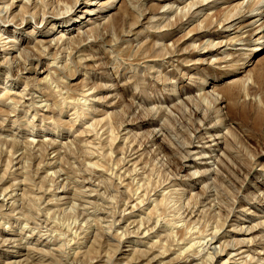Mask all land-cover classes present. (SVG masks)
<instances>
[{"label":"rangeland","instance_id":"374dc122","mask_svg":"<svg viewBox=\"0 0 264 264\" xmlns=\"http://www.w3.org/2000/svg\"><path fill=\"white\" fill-rule=\"evenodd\" d=\"M51 1L54 2L52 9L49 8ZM125 1L82 0L85 4L67 17L70 24L56 25L54 29L51 23H41L40 15L29 17L30 13L26 17L31 20L30 25L20 29L8 27L1 14L0 64L6 58L10 62L14 61L12 58L19 59V52L26 51L25 56L18 60L24 66L25 58L31 57L29 53L38 56L39 47L56 42L61 35H65L61 39L67 41L86 33L89 35L90 30L108 23ZM197 1L202 0H147L132 4L134 13H131L128 24L117 32L111 31L104 42L93 45L95 42L89 40L80 53L70 55L69 51L61 52L56 57L58 60H54L55 51H51L48 57L41 59L40 64L34 63L32 72H29L31 61L20 68L17 63L10 65L5 61L4 68L0 70V141H14L23 146L57 142L61 153L48 157L57 162L55 169H45L38 175L33 169L31 153H19V156L23 155V162L15 166L4 185L7 188L11 184H22L14 192L18 195L15 196L16 201L8 200V208L4 212L0 210V241L10 243L12 240V244L0 250V264L22 262L33 251H36L33 253L35 257L30 259L29 264H67L69 257L78 255L83 261L88 254L86 263L94 258L92 264H124L132 251L146 252L159 243H163L165 248L171 247L172 253L170 251L151 264H209L207 249L201 244L211 239V228L226 220L233 221L227 226L235 223L245 229L264 223V200L258 202L259 198L264 199V3H261L262 0H209L210 6L206 5L198 19L168 34L172 25L181 18V11ZM43 2L36 13L51 9L59 14L63 13L65 6L72 4V0ZM242 2L247 6L244 9L246 13L253 14H241L242 17L233 23L231 29H213L212 33L199 35L196 31L191 33L209 14H214V18L221 22L233 21V17L241 12L236 5ZM111 3L114 6L111 7ZM17 4L20 5L19 2ZM3 6L0 2L1 9ZM164 13L167 14L162 15ZM142 14H145L142 25L126 37L132 23ZM78 17L81 18L73 21ZM205 23L209 26L208 21ZM230 25L228 23L226 27ZM189 33L191 35L188 36ZM210 42L218 45V50L195 53L201 47L202 50L207 48ZM5 45L7 49L10 47L8 55L4 53ZM253 47L257 51H251ZM175 51L177 56L173 57ZM183 51L186 52L182 54ZM139 54L143 55L141 59H137ZM232 86L242 92L238 100L224 99L219 104L211 102L214 108L200 100L205 93L224 96ZM101 87H108L109 91L107 88L100 90ZM196 109L209 119L215 117L220 109L224 118L206 121L194 115ZM115 117L117 120L112 121ZM128 117L147 120L144 125L131 126L129 131L132 132L127 136L131 140L136 138L134 144L144 150L140 147L139 154L129 159L132 162L117 174L116 168L123 166L118 163L123 157L125 144L118 141L113 144L111 137L109 143L106 138L111 134L107 127L94 132V125L104 119L103 123H108L111 129ZM221 120L224 123L230 120L235 133V139L228 147V157H223L220 151L222 137L228 135V129L218 127L196 134L200 125L211 128L212 124ZM129 131L121 133L120 137H126L124 135ZM104 132L108 134L103 136ZM195 136H201L194 145L198 148L189 149L188 144ZM153 138L154 141L148 144ZM215 138L219 141L210 143ZM100 142H104V148L99 145ZM6 150L0 144V155ZM26 150L31 152L30 148ZM189 150L195 155L187 157ZM143 153L144 156L140 157ZM173 157L180 162L190 161L187 164L190 168L179 170L169 160ZM6 159L0 157V177L3 176L2 160ZM220 159L224 165L219 164ZM135 162H138V172L124 175ZM94 163L99 166H94ZM60 170L68 172L63 176L66 180L62 178L63 182L61 179V182L58 181V196H66L69 200L56 202L58 197L52 190L46 193L49 196L46 200L41 199L40 192L56 187L49 181L48 173L54 176L53 173ZM115 173L129 176L123 187L118 185ZM190 175H195L194 182H189ZM89 177H96L95 185L101 187L84 183L83 178ZM62 185L68 186L65 192H62ZM204 190H209L210 198L205 202L206 207L200 208L202 218H195L196 221L192 220L195 224L189 225L190 219H185L186 210L193 206V199L204 195ZM60 191L67 195H62ZM49 200H53L50 206ZM132 200L135 211L130 209L123 213L125 204H131ZM3 201L1 196L0 205L5 204ZM13 204L14 210L10 209ZM239 211H244L241 217L237 214ZM124 214V221L120 224L119 216ZM215 214L211 219L210 215ZM133 222L137 224L134 228L136 232L139 231L137 228L141 229L140 234L135 235L139 238L127 237L119 244L118 237ZM140 224L145 229L138 227ZM45 226H49L48 230ZM227 226L226 231L231 230ZM105 232L112 239L100 249L97 243ZM224 234L221 235L222 243L226 240L236 243L246 238L236 232ZM250 237L264 243V230H258ZM18 244L20 249L13 248ZM117 247L122 251L116 253ZM157 250L158 254L162 252ZM181 251L185 252L179 255ZM263 251V247L254 248L256 255L263 254ZM47 253L54 256L53 259L44 257ZM183 255H187L185 260L177 261L184 258ZM141 264L149 263L145 261Z\"/></svg>","mask_w":264,"mask_h":264},{"label":"bare ground","instance_id":"6f19581e","mask_svg":"<svg viewBox=\"0 0 264 264\" xmlns=\"http://www.w3.org/2000/svg\"><path fill=\"white\" fill-rule=\"evenodd\" d=\"M45 1V0H44ZM88 1V0H87ZM114 1H116V0H114ZM147 0H126L125 1V3L121 6V8H119V10L117 11V13L115 14V15H112V18H111V20L108 22V23H105L104 25H100V26H98V27H96L95 29H93V30H90L89 31V35H88V33H86L85 35H79L76 39H73V40H71L70 39V41H67V40H62L61 38H64V36L65 35H61L60 36V38H58L57 39V41L56 42H49V43H47V45H45V46H42V47H39L40 48V50H38V53L39 54H37L38 56H34V55H32L31 53H29L30 55H31V57H26L25 58V62H26V64L23 66L22 64H21V62L19 61L18 62V60L20 59V58H23V56H25V54H26V51H20L19 52V55H20V57H19V59H18V57H15V58H12L11 60H14V61H12V62H10V61H7V58H6V60H4L3 59V62L0 64V70L1 69H3L4 68V64H5V61L7 62V63H10V65H11V63H17L18 64V66H19V68L20 67H26V65H27V63L29 62V61H31V63H30V66H31V69L29 70V72H32L33 70H34V68H33V65H34V63L35 62H38L39 64H40V62H41V59H43V57L45 58V57H48V55L50 54V52L51 51H55V55H53L55 58H54V60H58L57 58H58V54H60L61 52H67L68 53V51L70 52V55H72V54H78V53H80V51H81V49L83 48V46L85 45V44H87V43H89V40H91L90 42L92 43V41H94L95 43H93V45H96L98 42H104L108 37H109V35H110V33H111V31L112 32H117L118 30H120L121 28H123L124 26H126L127 24H128V22L130 21V19H131V13H134L133 12V10H132V4H136V3H140V2H142V3H144V2H146ZM206 1H208V2H206ZM217 1V0H216ZM224 1H226V0H224ZM0 2H3V8L1 9L0 8V15L1 14H3L2 16V18H4L5 19V22L6 23H8V27H10V26H15L16 28H22L23 26H27V25H30L31 24V20H28V19H26V17L27 16H29V13H30V16L29 17H33V16H39L40 15V19H41V23H44L45 22V24H47V23H51V24H53V28L52 29H54L55 27H56V25H58V26H60V25H64V24H66V23H69L70 22V19H68L67 17H70L71 16V14H74L76 11H78L77 9L78 8H80V6H82V5H84L85 3H82V0H72V4H71V6H65L64 7V11H63V13H57L56 11H54V10H51L53 7H54V2L53 1H51V2H49L50 3V7L49 8H51L49 11H46V10H44V11H42V12H40V14H38V13H36V11H37V9H39L38 7H40L39 6V4L40 3H42L43 2V0H0ZM20 3V5H18L17 3ZM62 2V1H61ZM210 2H211V0H210ZM44 3V2H43ZM47 3V5H49L48 4V2H45V4ZM59 3H60V1H59ZM249 3V2H248ZM261 3H264V1L262 0V2ZM88 4V3H87ZM209 5L210 6V3H209V0H202V1H197L196 3H193L192 5H190V6H187V7H185V9L184 10H182L181 11V13H180V19L178 20V21H176V23L174 24V25H172V28L170 29V31L168 32V34H172V33H174L177 29H182L185 25H186V23H190V22H192L193 20H195V19H198V17H199V15H200V13H202L205 9H206V5ZM132 5V6H131ZM207 5V6H208ZM110 6V5H109ZM112 6H114V3L112 4L111 3V7ZM42 7V6H41ZM246 7L247 6H245V3L244 2H242V3H240V4H238V5H236V8H238L239 9V11H241L240 12V14L238 15V16H236V17H233V21H230V20H225V21H218V19H216V18H214V14H209V16L207 15V17H206V14L204 15L206 18H204V20L203 21H201L200 22V24L199 25H197L195 28H194V30L191 32V33H193V32H198L197 33V35H199L200 33H204V34H206V33H212V30L213 29H224L225 28V30H229V29H231L233 26H234V22L236 21V20H239V18H240V16H241V14H242V16L243 15H245V14H253V12H247L246 13V11L244 10V9H246ZM44 8V7H43ZM48 8V9H49ZM109 8V7H108ZM47 9V8H46ZM47 9V10H48ZM55 9V8H54ZM66 11V12H65ZM186 11H187V13H186ZM65 12V13H64ZM147 12V11H146ZM57 13V14H56ZM85 13H87V12H85ZM38 14V15H37ZM70 14V15H69ZM146 14V13H145ZM145 14H142L141 16L139 15L138 16V18L136 19V21L135 22H133L132 23V28H131V31H129V32H127L128 34H126V37H130L131 36V34L133 33V29H136L137 28V26H141L142 25V22H143V20H142V18L143 17H145ZM167 13H164V14H162V15H166ZM169 14V13H168ZM69 15V16H68ZM241 16V17H242ZM67 18V19H66ZM81 17H78L77 19H75V20H73V21H77V20H79ZM203 18V17H202ZM33 19H35V18H33ZM32 19V20H33ZM68 20H69V22H68ZM145 20V19H144ZM206 21H208L209 22V26H207V24L205 23ZM205 24L204 25V27H202L201 25L202 24ZM231 24L230 26H228V27H226V24ZM70 24V23H69ZM204 28H206L204 31H202ZM61 32H63V31H61ZM33 35V34H32ZM31 35V36H32ZM167 35V34H166ZM189 35H191L190 33L188 34V36ZM66 37V36H65ZM123 37H125V36H123ZM0 40H1V38H0ZM1 42V41H0ZM86 46V45H85ZM7 45H5L3 48L5 49L4 50V53L6 54V55H8L9 53H8V51L10 50V47L7 49ZM11 47H13L14 49H15V45H12ZM207 48H203V50H202V47L199 49V50H197L195 53L196 54H202V52H204V51H207V53H209V52H211V51H214L215 49L216 50H218L217 49V47H218V45H216V44H214V42H210L207 46H206ZM252 50H254V51H257V49L255 48V47H253L252 49H251V51ZM186 51H183V53L182 54H184ZM188 52V51H187ZM61 55V54H60ZM69 55V56H70ZM143 55H141V54H139L138 55V57H137V59H141V57H142ZM173 57H176L177 56V53H176V51L173 53V55H172ZM51 57V56H50ZM57 57V58H56ZM142 59H146V57H143ZM175 62H176V60H174ZM59 69V68H58ZM102 89H100V90H105V88H107V90L109 91V89H108V87H101ZM26 89V88H25ZM241 93L242 92H240V90L239 91H237L236 89H235V87L234 86H232V87H230L228 90H226L225 91V95L224 96H221L220 94H217V95H210L209 93H205L203 96H200V100L203 102H205L207 105H210V106H212V108H214L215 106H213V105H211L212 103L211 102H215V104H219L220 102H223V101H225L224 99H230V100H238L239 99V97H240V95H241ZM7 97H9V95L7 94ZM10 98V97H9ZM8 99V98H7ZM22 100H23V98H22ZM208 100H212V101H208ZM14 102H15V100H14ZM20 102V101H19ZM33 102V101H32ZM210 102V103H209ZM183 103V105L185 104L186 105V103L185 102H182ZM21 104V103H20ZM49 106V105H48ZM176 107L177 106H175V109H176ZM178 107H180V106H178ZM211 108V107H210ZM221 111H220V109H218L217 110V113H216V115H215V117H212V118H204V116H203V114H202V112H200L198 109H196L195 111H194V115L196 116V117H198L199 116V118L201 117V118H203L204 120H206V121H210V122H213L215 119H222V118H224L223 117V115H221V113H220ZM114 115H116V113H113ZM113 114H112V116H113ZM134 116V115H133ZM107 118H108V116H107ZM117 117H115L114 119L112 118V121H114V120H117L116 119ZM142 119V118H141ZM104 120V119H103ZM103 120H99V121H97L95 124L96 125H94L95 126V128H94V132H98V130H104L106 127V129L107 130H109V132H110V136L109 137H107L106 139L109 141V143H110V137H111V142L114 144L115 142H120L121 144L123 143V144H125V146H124V148H125V151H123L124 153H123V157L121 158V159H119V163L118 164H120V165H123L122 167H120V169L119 168H116L117 169V174H118V172L119 171H121V170H123V168H125V166H127L130 162H132L131 160H129V159H132V157L133 156H135L136 154H139V152L141 151V148L143 149V147L142 146H140V147H136V146H138V145H136V144H134V140H136V138L134 139V140H131L132 138H128L127 136L132 132V131H129V128L131 127V126H141V125H144V123H146V119H144V121H142V120H138V118L137 119H129V117L127 118V120L125 121V122H122V123H120V125H118L117 127L115 126V127H111V129L109 128V124L108 123H103ZM153 121V120H152ZM216 121V120H215ZM213 126L211 127V128H204V125H200V127L196 130V134H201V133H203L204 131H213V130H215L216 128H218V127H224V129H228V135L226 136H223L222 137V140H223V145L221 146V149H220V151H222L221 153H223V157H228V155H229V149H228V147H229V145H231V143H233V141H234V139H235V133L233 132V129H232V125H233V123L230 121V120H228L227 122H223V120H221V121H217V122H215V124H212ZM93 127V126H92ZM129 131L128 133H126V135H124V136H126V137H120V135H121V133H123V132H126V131ZM115 131H118V133L117 134H115L116 132ZM211 133V132H210ZM108 134V132H104L103 133V136L104 135H107ZM212 136V135H211ZM220 136V135H219ZM218 136V137H219ZM201 137V136H200ZM200 137H197V136H195L194 137V140H193V142L191 143V144H188V148L190 149V148H198V147H194V145H195V142H196V140H198V139H200ZM213 137H214V135H213ZM217 137V136H216ZM211 138V137H210ZM105 139V140H106ZM121 139V140H120ZM101 141H102V139H101ZM104 141V140H103ZM152 141H154V138L150 141H148V144L150 143V142H152ZM215 141H219V138H215L214 139V141H210V143L211 142H215ZM13 143H11V142H8V141H4V142H1L0 141V144H2L3 146H5L6 148H7V150L6 151H3L2 153H1V155H0V157L1 158H8V159H6V160H2V163H3V165H1V168H2V170H3V176L2 177H0V197L2 196L3 197V199H4V201H5V204L4 203H2V205H0V210H2L3 212H4V210H5V208L7 207L8 208V206H7V204H9V201L8 200H10V201H12V200H14V201H16L15 200V198L16 197H18V195H16V194H14V192L15 191H18L16 188L17 187H20L21 188V186H22V184H11L9 187H5L4 188V185L5 184H7V182H8V180H6V179H8L7 177H10V175L14 172V171H12L14 168H15V166H17V165H20L21 164V162H23L22 160V158H23V155H20L19 156V153L20 152H22V153H25V154H28V153H31L30 155H31V157H32V159H33V161H34V166H33V169L35 168L36 169V175H38V174H40V172L41 171H44L45 169L46 170H52V169H55V166H57L56 164H57V162L55 161V162H53V159L52 160H50L48 157L50 156V155H52V154H60L61 152L59 151V148H60V146H58V145H56V143H47V144H45L44 142L43 143H38V144H32V143H30V144H28V145H26V146H23V145H21V144H19L18 142H14V141H12ZM104 143V142H103ZM103 143L102 142H100L99 143V145L100 146H102V148H104V146H103ZM107 143V142H106ZM105 143V144H106ZM147 144V145H148ZM61 145V144H60ZM63 145V144H62ZM217 145V144H216ZM112 146V145H111ZM135 146V147H134ZM218 146V145H217ZM27 148H30L31 149V152H29L28 150H26ZM111 148V147H110ZM209 148H212V146H209ZM146 149V148H145ZM144 150V149H143ZM142 150V151H143ZM211 150V149H210ZM112 153H113V151H112V148H111V150H110ZM116 153V152H115ZM115 153H113V154H115ZM161 153H163V151H161ZM161 153L159 154V155H161ZM38 154L41 156L42 155V157L40 158V156H38ZM93 154V153H92ZM18 155V156H17ZM187 155V157L188 156H192V155H195V153H192L190 150L188 151V153L186 154ZM144 156V153L142 154V155H140V157H143ZM28 157V156H27ZM140 157H138V158H140ZM39 160H41V161H39ZM170 160V162L174 165V166H177L178 167V169L179 170H182V169H184V168H190L187 164H189L190 163V161H189V163L187 162V161H183V160H181V162H180V160H178V159H176V158H170L169 159ZM196 161V160H195ZM220 161L221 162H219V164L220 165H222V163H223V160L222 159H220ZM140 162V161H139ZM138 162H135V164L132 166V169H133V171H131L130 169H127L126 171H125V173H124V175L128 172V175L129 174H131V173H134V172H138V167L139 166H137L136 164H137ZM142 163H144V161L142 162ZM179 163H181V165L180 166H178L179 165ZM184 163H186V165L184 164ZM59 164V163H58ZM117 164V163H116ZM117 164V167H119V165ZM94 166H99V164L98 163H94L93 164ZM223 165H224V163H223ZM172 166V165H171ZM90 168V167H89ZM21 169V168H20ZM20 169H18V170H20ZM22 170V169H21ZM98 171V170H97ZM8 172H9V174H8ZM15 172H17V170L15 171ZM66 173L68 172L67 170L65 171ZM47 173V172H46ZM64 171L62 170H60L59 172L57 171V172H54L53 174H54V176L51 174V175H49V173H48V175H47V177L49 178V181L51 180V182L53 183V184H55L56 185V187H55V189H49L48 188V190H46L45 192H40V195H42L41 196V199H47L49 196L47 195L49 192H51V190L54 192V193H56L55 195H56V197H58L57 198V201L56 202H60L61 200H69L66 196H58V192H59V187H58V184H59V182H61L62 181V178H64L63 176H65V174L66 173H64ZM114 173V172H113ZM112 173V174H113ZM215 173V172H214ZM8 174V175H7ZM16 174V173H15ZM116 173L114 174L115 175V178H116V180L118 179L119 180V183H118V185L119 186H121V187H123V183L125 182V181H127L128 179H129V176H123V175H117ZM218 174H219V172H218ZM218 174H217V176H218ZM36 175H34V176H36ZM90 176L92 175V170H91V174H89ZM204 176V175H203ZM46 177V178H47ZM124 177V178H123ZM37 178V177H36ZM40 178V177H39ZM60 179H61V181H60ZM65 179V178H64ZM63 179V180H64ZM66 180V179H65ZM94 180L96 181V177L94 178V177H89V178H83V182L84 183H86V184H88V185H91V187L92 186H95V187H101L100 185H95V182H94ZM196 179H195V175H190V179H189V182H194ZM16 181V180H15ZM33 181H34V179H33ZM59 181V182H58ZM37 182V181H36ZM35 182V183H36ZM46 182V181H45ZM45 182H43L44 184H46ZM50 182V183H51ZM63 182V181H62ZM94 182V183H93ZM17 183V182H16ZM39 183V182H38ZM49 183V182H48ZM52 183H51V186L53 187V185H52ZM66 183V182H65ZM40 184V183H39ZM44 184H43V186H44ZM62 184H64V183H62ZM24 185V184H23ZM60 185V184H59ZM117 185V186H118ZM39 186V185H38ZM64 188H63V191L62 192H65L66 190V188L68 187L67 185V187H65L64 185H62ZM37 187V186H36ZM47 187H48V185H47ZM46 187V188H47ZM90 187V186H89ZM19 188V189H20ZM41 188V187H40ZM39 188V189H40ZM173 188V187H172ZM38 189V188H37ZM36 189V190H37ZM38 189V190H39ZM42 189H44V188H42ZM98 189V188H97ZM45 190V189H44ZM69 190V189H68ZM101 190H102V188H101ZM10 191V192H9ZM24 191V190H23ZM96 191V190H95ZM205 191V190H204ZM68 192V191H67ZM71 192V191H70ZM173 192V191H172ZM38 193V192H37ZM47 193V194H46ZM60 193H61V191H60ZM151 193V192H150ZM150 193H147L146 195H149ZM39 194V193H38ZM62 195H67V193L65 194V193H61ZM26 195V194H25ZM145 195V196H146ZM16 196V197H15ZM145 196H143V197H145ZM87 197H89V196H87ZM40 198V197H39ZM78 198V197H77ZM90 198V197H89ZM209 190H206L205 191V193H204V195H202L201 197H196L195 199H193V202H194V204H193V206H190L189 208H188V210H186V213L185 214H187V216H186V221H187V218H189L190 219V221H189V225L191 224V225H193V224H195V221L196 220H199V219H201L202 217H201V215H203V211H200V208H205L206 206H205V202L207 201V200H209ZM263 198H264V196H263ZM133 199H134V197H133ZM258 199V198H257ZM20 200V199H19ZM263 200L264 199H262V200H260V198H259V201L258 202H263ZM3 201V202H4ZM41 201V200H40ZM78 201H79V199H78ZM48 202V201H47ZM51 202H53V200L51 201V200H49V202H48V205L50 206L52 203ZM134 201L132 200V202H131V204H129V203H126L125 204V206H124V208H123V213L125 212V211H128V210H130V211H133L134 209H133V206H132V203H133ZM156 202V201H155ZM16 203V202H15ZM69 203V202H68ZM211 204V203H210ZM15 204H13L11 207H10V209L12 208L13 210H14V206ZM188 205H189V203H188ZM191 205V204H190ZM10 206V205H9ZM139 206V205H138ZM261 206V205H260ZM48 207V206H47ZM186 207H188V206H186ZM211 207V206H210ZM117 208V207H116ZM139 208V207H138ZM213 208H214V206H213ZM140 209V208H139ZM220 209V208H219ZM214 210H216V209H214ZM218 210V209H217ZM135 211V210H134ZM1 212V211H0ZM243 212L244 211H239L237 214H239L240 215V217H241V215L243 214ZM210 213V212H209ZM208 213V214H209ZM218 213H220V210L218 211ZM44 214V213H43ZM131 214V213H130ZM5 215V214H4ZM47 215V214H46ZM207 215V214H206ZM217 214H215V215H213V216H211L210 215V217H211V219L212 218H214V216H216ZM124 216H125V214L124 215H121V216H119V218H121L120 219V224H121V222H122V220L124 221ZM48 217V216H47ZM113 218H115L116 219V216H112ZM126 218V217H125ZM195 218H196V220H195ZM128 219V218H127ZM126 219V220H127ZM185 219H183V220H185ZM238 217H237V221H238ZM19 220V219H18ZM192 220H195V221H192ZM214 220V219H213ZM182 221V220H181ZM115 222V221H114ZM229 222H233L232 220H230ZM227 220L225 221V222H223L222 224H220V225H217L216 227H214V228H211L212 229V232H211V234H210V236H211V239L210 240H208L205 244L204 243H200L201 245H202V247H205V249H207V252H208V258L207 259H209L210 261V263L209 264H215V263H217L218 261L220 262V261H222L221 262V264H264V253L263 254H261L262 252H260L258 255H256V253H254V248H256V247H263L264 248V243H261V242H257V239L256 238H251L250 236H252L255 232H258V230H264V223L263 224H261V225H258V226H255V227H248V228H244V227H240V225H238V224H236L235 225V223H233V224H231L230 226H227L228 225V223H229ZM144 223V222H143ZM197 223V222H196ZM199 223V222H198ZM113 224V223H112ZM116 224V223H115ZM139 224V223H138ZM215 224V223H214ZM29 225V224H28ZM44 225V224H43ZM47 225V224H46ZM150 225V224H149ZM207 225V224H206ZM137 226V224L136 223H130V225H128V227L126 228V231H124V233H122V235L121 236H119L118 237V241H119V244L120 243H123V241L124 240H126V238L127 237H131V236H135L136 234H140V230L141 229H138L137 228V230H139V231H137L136 232V229L134 230V228ZM229 227L231 230H229V231H226V228L225 227ZM111 227V226H110ZM138 227H143V229H145L144 228V225L143 224H140V226L138 225ZM145 227H147L146 225H145ZM153 227V226H152ZM151 227V228H152ZM189 227V226H188ZM45 228H47V226H45ZM48 228H49V226H48ZM48 228H47V230H48ZM112 228V227H111ZM131 228H132V230H131ZM149 228V227H148ZM148 228H146V229H148ZM184 229V228H183ZM190 229V228H189ZM113 230V229H112ZM151 230V229H150ZM154 230H155V228H154ZM192 230V229H191ZM207 230V229H206ZM223 230H225L224 232H222ZM145 231V230H144ZM148 231V230H147ZM147 231H146V235H148V233H147ZM182 231H184V230H182ZM181 231V232H182ZM187 231V230H186ZM180 232V231H179ZM189 232V231H188ZM191 232V231H190ZM196 232V231H195ZM231 232H236L237 234H239V235H241V236H243V237H246V238H243V240H235V241H237L236 243H234V241H229V240H226V241H224L223 243H222V237L225 235L224 233H231ZM40 233V232H39ZM143 233V235H144V232H142ZM183 233V232H182ZM184 234H185V232H184ZM183 234V235H184ZM193 234V233H192ZM236 234V235H237ZM182 235V236H183ZM198 235L200 236V234L198 233ZM201 235H202V233H201ZM221 235H223L222 237H221ZM238 235V236H239ZM139 236V235H138ZM209 236V237H210ZM240 236V237H241ZM248 236V237H247ZM135 237H137V236H135ZM141 237V236H140ZM186 237V236H185ZM184 237V238H185ZM208 237V238H209ZM227 237V239H228V236H226ZM117 238V237H116ZM137 238H139V237H137ZM232 238V237H231ZM29 239V238H28ZM28 239H26V240H28ZM112 239V237H110V235L107 233L106 234V232L103 234V236L101 237V239H99V243H97L99 246H100V249H101V247H104V245L105 244H107L110 240ZM128 239V238H127ZM149 239V238H148ZM187 239V238H186ZM98 240V239H97ZM188 240V239H187ZM12 241V240H11ZM10 241V243H8V241H3V240H1L0 241V250H2V248H4V247H8L9 245H7V244H12V242ZM14 241V240H13ZM15 242V241H14ZM13 242V243H14ZM139 242V241H138ZM218 243L219 244V246H214V244H216V243ZM20 243V242H19ZM184 243V242H183ZM186 243V242H185ZM184 243V244H185ZM179 244H181L180 242H179ZM161 245V246H160ZM200 245V246H201ZM193 246V245H192ZM153 248L152 249H150L149 251H146V252H136V251H132L131 253H129L128 254V257L126 258V262H124V264H141V263H143V262H148L149 264H151V263H153V262H155V261H157V259L159 258H163L165 255H167V253H169L170 251H171V253H172V248L170 247V248H165V246L163 245V243H159V245H154V246H152ZM189 247H191L190 245H189ZM13 248H19L20 249V245L18 244V246H14ZM99 249V248H98ZM155 249H156V251H155ZM157 249H159L160 251L162 250V252H160L159 254L157 253ZM190 249H192V247L190 248ZM189 249V250H190ZM92 250H93V248H92ZM96 250V249H95ZM167 250H169L168 252H167ZM185 250V249H184ZM29 251H33V250H29ZM97 252H99L98 250H96ZM122 250H120L119 249V247H117V249H116V253H119V252H121ZM192 251V250H191ZM209 251H211V252H209ZM36 251H33V252H29V255H28V258L26 259V260H24V261H22V262H18V263H15V264H29L30 263V259H34V255H33V253H35ZM96 252V253H97ZM154 252H156L158 255L157 256H155L156 255V253H154ZM159 252V251H158ZM179 252V251H178ZM185 252V251H184ZM183 252V253H184ZM196 252V251H195ZM264 252V251H263ZM37 253L39 254V252L37 251ZM182 253V251H181V253L179 254V255H181V254H183ZM193 253V252H192ZM258 253V252H257ZM87 254V253H86ZM187 254V253H186ZM189 254V253H188ZM26 255V254H25ZM45 256L44 257H48L49 259H53V257L54 256H52L51 254H44ZM262 255H263V257H262ZM21 256V255H20ZM78 256V255H77ZM75 257V258H71L70 259V257H69V261L68 262H66L67 261V259H66V263L68 264V263H70V264H92L93 263V260H94V258H92L91 260H90V262H88V263H86V258L89 256V254L88 255H86L85 257H83V261H81V256H78V257ZM184 256V255H183ZM183 256H181V257H183ZM187 256V255H186ZM186 256H184V258H178V260L177 261H179V259H182V260H185V257ZM22 257V256H21ZM68 257V256H67ZM80 257V259H78ZM226 258L225 260H224V258ZM97 258H98V256H97ZM73 259V260H72ZM54 261H55V258H54ZM112 262V261H111ZM185 262V261H184ZM187 262V261H186ZM191 262V261H190ZM173 263H175L174 262V259H173ZM188 263V262H187ZM207 263H208V261H207ZM13 264V263H12ZM56 264H57V262H56ZM64 264V263H63ZM113 264V263H112Z\"/></svg>","mask_w":264,"mask_h":264}]
</instances>
